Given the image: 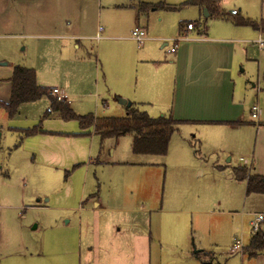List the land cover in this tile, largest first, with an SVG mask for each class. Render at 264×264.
<instances>
[{
  "label": "rangeland",
  "instance_id": "374dc122",
  "mask_svg": "<svg viewBox=\"0 0 264 264\" xmlns=\"http://www.w3.org/2000/svg\"><path fill=\"white\" fill-rule=\"evenodd\" d=\"M186 1L0 0V97L10 92L8 78L13 67L22 65L36 71L40 84L65 85L69 107L78 115H126L124 107L110 100L107 104L102 95L107 46L102 43L99 47L101 41L97 39L80 40L79 47L75 46L77 41L65 44L54 36L61 33L58 27L80 23L84 29L80 33L95 35L100 25L105 28L103 33H109V29L111 34L130 36L140 16L139 23L150 30L177 37L179 25L188 21L195 22L196 30L206 23L209 27L234 25L214 16L206 20V8L186 5ZM141 2L158 8L138 15ZM221 5L227 12L236 10L257 24L264 21V0H221ZM122 44L115 51L138 49L135 41ZM243 69L240 65L239 70ZM48 105L46 98L23 103L12 117L0 107V264H96L97 260L100 264H138L143 257L133 256L132 234L140 231L152 238L145 264L255 263L254 258L233 249L239 239L245 251L254 233L251 213L264 212V195H248L246 180L238 177L237 169L247 166L241 160L248 158L245 147L227 144L223 153L218 151L221 157L217 159L216 153L205 149V142L199 147L197 141L202 139L195 127L189 130L180 126L171 137L167 154L141 157L133 153L128 158L133 164L150 160L151 170H140L139 164L102 165L101 170L91 165V170H73V165L60 167L37 159L38 149L55 150L62 157L83 152L96 162L99 146L115 147L118 139L102 140L99 135H91L93 126L83 131L76 119L45 116ZM148 114L163 115L155 110ZM35 126L63 132L47 135L48 142H34L22 128ZM132 141V134L123 135L116 154ZM183 147L189 148L190 159ZM104 152L103 160L111 153L107 149ZM246 174H250L248 168ZM115 183L119 194L110 206L126 209L104 212L101 227L104 232L105 222H110L108 231L124 241L118 253L124 252L112 256L100 253L97 259V254L88 249L93 233L86 220L83 218L80 226L81 220L72 215L69 222L58 209L55 191H70L73 203L83 187L87 200L95 189L108 195ZM21 194H25L24 200ZM50 194L52 200L46 201Z\"/></svg>",
  "mask_w": 264,
  "mask_h": 264
},
{
  "label": "crops",
  "instance_id": "0c3cea01",
  "mask_svg": "<svg viewBox=\"0 0 264 264\" xmlns=\"http://www.w3.org/2000/svg\"><path fill=\"white\" fill-rule=\"evenodd\" d=\"M219 2L221 5V0ZM142 3L148 4L149 7L146 11L139 12L138 15L148 13L150 9L157 10L149 2ZM210 17L212 15L208 12L206 20ZM139 18L140 16L133 29L139 26L146 31L148 39L142 43L131 39V35L111 34L109 29V33H103L105 28L100 25L96 27L95 35L82 34L80 31L84 29L80 23L65 28L58 27L61 33L54 36L64 41L65 44L77 41L75 42L76 47L80 46V40L89 39L100 40L99 47L102 43L107 46L106 72L103 75L106 87L102 94L107 104L108 100L113 101L124 107L126 112L128 107L119 102L118 98L120 97L137 105L142 110L146 109L147 113L155 110L165 115L168 112L176 120L182 121L178 125L177 131H179L180 126L187 127L189 130H193L195 127L202 139L197 141L199 147L205 142V149L208 151L210 149L216 153L217 159H220V154L223 153V148L227 144H233L237 148L245 147L244 153L248 158H243L251 164L250 173L264 176V21L261 20L257 26L235 25L233 23L234 25L219 24L215 26L212 24L209 27V24L206 23L203 28L200 27L197 30L195 22L188 21L179 25L177 37L187 35L195 39L179 41L176 44V51L169 52L168 49L172 47V44L165 42V40L173 37L154 29L150 30L147 25L139 23ZM67 22L69 25L72 23ZM188 23H193L194 29L187 30ZM99 27L101 30L98 29ZM197 37L198 39H196ZM259 40H263V43H260ZM125 41H135L138 49L135 52H130L124 46L126 49L118 48L115 51L116 46L123 45L122 43ZM161 42L162 46H160ZM162 48L165 51L161 50ZM97 64L96 61V69ZM240 65L244 66L243 70H239ZM8 83L10 92L8 96L0 97V101L8 102L10 99L11 83ZM38 84L51 89L59 88L67 96L66 86L63 84L55 86H48L39 82ZM42 98L48 100L49 109L50 98L48 96ZM65 101L69 106L68 97ZM256 103L260 107L257 120L249 115V111L251 112ZM49 116L60 117L56 112H51ZM233 122H239V124H233ZM41 130L42 132L30 136L35 139L34 142L38 139L48 142L49 140L45 138L47 135L63 132L54 131L51 127H41ZM94 134L95 132L91 133V135ZM64 135L70 137L67 133ZM192 136L196 137L195 135ZM121 137L117 138L115 147L112 144H108L106 147L100 145L96 162L91 161L89 155L83 152L81 154H67L62 157L58 151L45 149H38L37 159L43 158L60 167L68 168L73 165V170H91V165H95L94 170H101L102 165L108 166L110 164H139L142 165L139 167L140 170H151L150 160H144L142 164L130 163L128 158L134 155L132 143L128 147L122 146L119 154H116L120 145L118 141ZM105 149L110 151L111 155L109 154V157L103 160ZM188 151L189 148L183 147L184 155L190 159L191 152ZM115 156H119L118 159H114ZM137 156L149 157L151 155L139 154ZM231 177L233 176L231 175ZM84 190L83 187L80 196H75L73 203L71 202L72 193L70 191L64 194L55 191V198L59 202V211H63L64 217L69 218L67 219L69 222L72 217L79 218L81 220L80 226L83 218L86 220L88 230L93 233L89 240V244L92 245L88 249L97 254V259H100V253L105 256L121 255L124 250L119 253L118 251L123 247L124 241L115 239L118 234L108 231L109 221L105 222L104 232H102L103 228L101 227L104 212L126 209L110 206L112 201L117 200L118 184H114L113 191L108 195H103L100 189L97 193L96 189L93 190L89 193L87 200H85ZM20 196L22 200L26 197L25 194ZM48 196L46 201H51L52 194ZM256 212L262 211L253 213ZM253 213L251 214L253 215ZM132 237L133 256L143 257L138 264H145L144 260L149 253L148 247L150 248L152 238L147 237L141 231L139 233L134 232ZM253 258L254 264H264V251ZM114 259L116 258L114 257ZM96 264H100L99 260L96 261Z\"/></svg>",
  "mask_w": 264,
  "mask_h": 264
},
{
  "label": "trees",
  "instance_id": "16d2710c",
  "mask_svg": "<svg viewBox=\"0 0 264 264\" xmlns=\"http://www.w3.org/2000/svg\"><path fill=\"white\" fill-rule=\"evenodd\" d=\"M185 4L206 8L210 15L218 19L231 21L235 25L257 26V23L250 18H244L239 13L232 14L222 9L219 0H188ZM148 7V4L142 3L139 6V12L146 11ZM154 7L158 8V6ZM8 81L11 83L10 99L8 102L0 101V107L9 116L16 115L21 104L34 102L48 96L51 105L45 116H49L51 112H56L64 120H78L83 130L93 126L95 134L99 135L102 140L132 134V152L134 154L161 156L167 154L171 137L177 130L178 125L182 123V121L176 120L172 114L151 117L135 104L126 109V115L120 117H95L93 114L78 115L68 106L65 100L59 101L51 95V88L38 84L37 74L33 68L22 65L13 67L12 75L8 78ZM233 124H239V122H233ZM22 132L26 135H35L42 132V130L41 126H35L24 129ZM237 171L238 177L241 180H246L248 195L252 193L264 195V176L253 173L246 174V167H240ZM263 251L264 231L260 227L257 232L251 235L248 245L245 246L244 254L253 258Z\"/></svg>",
  "mask_w": 264,
  "mask_h": 264
},
{
  "label": "built area",
  "instance_id": "2783aa9c",
  "mask_svg": "<svg viewBox=\"0 0 264 264\" xmlns=\"http://www.w3.org/2000/svg\"><path fill=\"white\" fill-rule=\"evenodd\" d=\"M99 30H101V27L98 28ZM186 29L187 30H192L194 29V24L193 23H188L187 26H186ZM131 39L137 41L138 43H142L144 40L148 39V36L146 34V31L139 27V26H136L132 32H131V36H130ZM191 39H195V38H190L189 36L187 35H183V36H179V37H173V38H167L165 40V42H169L171 43L172 47H170L168 49L169 52H175L176 51V44L179 42V41H182V40H191ZM198 39V37L196 38ZM260 43H263V40H259ZM51 95H53L54 97L57 98V100L59 101H63L67 98V96L61 92V90L59 88H52L51 90ZM259 114H260V107L258 105V103L254 104L253 107H252V110H251V116L252 118L254 119H258L259 117ZM94 129V127H93ZM241 160L246 162V167L250 170L251 169V164L250 162H247L243 157H241ZM253 220L251 221V224H252V229L254 232H257L262 223L264 222V213L263 212H256V213H253ZM233 249L234 250H238L240 253L244 254V247L242 246V243L239 239H236V242L234 243L233 245Z\"/></svg>",
  "mask_w": 264,
  "mask_h": 264
},
{
  "label": "water",
  "instance_id": "95a60500",
  "mask_svg": "<svg viewBox=\"0 0 264 264\" xmlns=\"http://www.w3.org/2000/svg\"><path fill=\"white\" fill-rule=\"evenodd\" d=\"M231 12L236 13L237 11H236V10H233V11H231ZM205 14H206L205 16L207 17V16H208L207 9H205ZM118 100H119L120 103L126 105L127 107H130V106L132 105L131 102H129V101L123 99V98H120V97H119ZM1 135H2V133L0 132V142H1Z\"/></svg>",
  "mask_w": 264,
  "mask_h": 264
}]
</instances>
